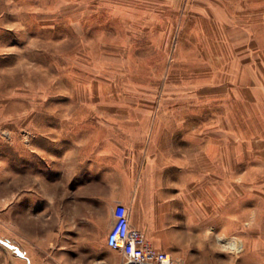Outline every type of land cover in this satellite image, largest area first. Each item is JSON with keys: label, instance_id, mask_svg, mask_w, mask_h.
<instances>
[{"label": "crops", "instance_id": "1", "mask_svg": "<svg viewBox=\"0 0 264 264\" xmlns=\"http://www.w3.org/2000/svg\"><path fill=\"white\" fill-rule=\"evenodd\" d=\"M194 1L188 12L209 21L215 50L175 61L187 69L167 73L171 103L75 116L74 169L23 174L21 213H7L21 232L0 237V264H122L95 232L96 210L107 232L118 202L171 264H264V0Z\"/></svg>", "mask_w": 264, "mask_h": 264}, {"label": "rangeland", "instance_id": "2", "mask_svg": "<svg viewBox=\"0 0 264 264\" xmlns=\"http://www.w3.org/2000/svg\"><path fill=\"white\" fill-rule=\"evenodd\" d=\"M194 3L180 0L174 10L167 0H0L2 239L21 232L8 223L7 213H13V205L21 213L24 173L74 169L75 116H93L84 113L89 107L132 112L135 107L171 103L165 89L172 74L167 73L175 69L181 78L187 69L175 61L206 56V47L215 50L209 21L188 12ZM256 23L263 25L262 19ZM162 30L169 33L159 48L157 33ZM33 106L51 110L34 111ZM30 118L34 120L29 123ZM96 187L105 188L99 177ZM106 220L107 212L96 210L95 232L101 236Z\"/></svg>", "mask_w": 264, "mask_h": 264}, {"label": "built area", "instance_id": "3", "mask_svg": "<svg viewBox=\"0 0 264 264\" xmlns=\"http://www.w3.org/2000/svg\"><path fill=\"white\" fill-rule=\"evenodd\" d=\"M113 221L106 235V244L122 252V264H171L169 254L156 249L148 242L139 228L129 222L127 207L118 202L112 209Z\"/></svg>", "mask_w": 264, "mask_h": 264}]
</instances>
